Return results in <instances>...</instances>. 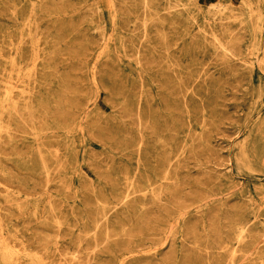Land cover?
Returning <instances> with one entry per match:
<instances>
[{"label":"rangeland","instance_id":"rangeland-1","mask_svg":"<svg viewBox=\"0 0 264 264\" xmlns=\"http://www.w3.org/2000/svg\"><path fill=\"white\" fill-rule=\"evenodd\" d=\"M0 56V264H264V0H0Z\"/></svg>","mask_w":264,"mask_h":264},{"label":"bare ground","instance_id":"bare-ground-1","mask_svg":"<svg viewBox=\"0 0 264 264\" xmlns=\"http://www.w3.org/2000/svg\"><path fill=\"white\" fill-rule=\"evenodd\" d=\"M126 7V6H125ZM100 12V11H99ZM130 13V12H129ZM145 13V12H144ZM230 22H232V21H230ZM242 24V23H241ZM240 24V25H241ZM133 27V26H132ZM134 28V27H133ZM145 33H146V31H145ZM103 38V37H102ZM192 39H193V37H192ZM215 40V39H214ZM3 41H4V39H3ZM230 43V42H229ZM235 45V44H234ZM220 46V45H219ZM227 46H230V44L229 45H227ZM226 48H228V47H226ZM35 52V51H34ZM36 54V53H35ZM228 54H230V53H228ZM98 55H100V54H98ZM1 57V56H0ZM99 60V59H98ZM13 60H11L10 62H12ZM7 62H8V60H7ZM14 62V61H13ZM13 81V80H12ZM11 81V82H12ZM4 85V84H3ZM7 85V84H6ZM8 86V88H9V85H7ZM6 86V87H7ZM11 86V85H10ZM12 87H14V86H12ZM12 87H10L11 89H12ZM16 90H19V89H16ZM15 90V91H16ZM2 92H3V90H1ZM20 91V90H19ZM24 91V90H23ZM9 92V91H8ZM6 93V92H5ZM9 93H12L11 91L9 92ZM21 93V92H20ZM24 93V92H23ZM7 94V93H6ZM22 94V93H21ZM25 94V93H24ZM24 94H22V95H24ZM26 94H28L27 92H26ZM9 95V94H8ZM13 95V94H12ZM29 95V94H28ZM24 97V96H23ZM1 99H3V98H1ZM6 99V98H5ZM140 101V100H139ZM2 102H4V101H2ZM9 102V101H8ZM11 103H13L12 101H11ZM8 104V103H7ZM10 104V103H9ZM25 104V103H24ZM27 104H28V102H27ZM5 105V104H4ZM16 105V104H15ZM17 106V105H16ZM18 108V107H17ZM11 109V108H10ZM23 110H26L27 111V109H23ZM29 110V109H28ZM33 110V109H32ZM32 110H30V111H32ZM6 112V111H5ZM33 112V111H32ZM17 113V112H16ZM23 113V112H22ZM26 113V112H25ZM24 113V114H25ZM32 114V113H31ZM18 115V114H17ZM130 115V114H129ZM133 116V115H132ZM135 117V116H134ZM10 118H11V116H10ZM21 118V117H20ZM82 118V117H81ZM136 118H137V116H136ZM2 119V118H1ZM138 119V118H137ZM9 120H11V119H9ZM202 122H203V120H202ZM1 125V124H0ZM3 126V125H2ZM204 126V125H203ZM1 128V127H0ZM3 131V130H2ZM32 132V131H31ZM176 135V134H175ZM142 144V143H141ZM142 146V145H141ZM52 151V150H51ZM56 153H58V152H56ZM177 160V159H176ZM170 164H172V163H170ZM45 166V165H44ZM171 167H169V169H170ZM46 170V169H45ZM169 174V173H168ZM5 175V174H4ZM48 178V177H47ZM92 182V181H91ZM180 183V182H179ZM150 184V183H149ZM148 184V185H149ZM174 184V183H173ZM95 191V190H94ZM162 194V193H161ZM153 194H151V196H152ZM128 196V195H127ZM146 196V195H145ZM161 198V197H160ZM99 208V207H98ZM107 219V218H106ZM108 220V219H107ZM106 222V221H105ZM108 224V223H107ZM98 225V224H97ZM101 225V224H100ZM127 229V228H126ZM239 230V229H238ZM98 231V229L96 230V232ZM152 232V231H151ZM192 235V234H191ZM47 237V236H46ZM96 238H97V236H96ZM108 239V238H107ZM132 240H133V238H132ZM159 240V239H158ZM44 241V240H43ZM81 244V243H80ZM22 245H23V243H22ZM155 245H157V244H155ZM14 250V249H13ZM43 250V249H42ZM17 252V251H16ZM10 252H8V250L6 251V250H4V251H2L1 253H0V256H1V258L3 259V261L5 262L7 259H8V257H9V254ZM12 255H14V254H12ZM15 255H16V253H15ZM17 256V255H16ZM36 255H34L33 257H35ZM11 257V256H10ZM18 257V256H17ZM32 257V256H31ZM32 257V258H33ZM77 257V256H76ZM234 257V256H233ZM12 258V257H11ZM35 258H38V255H37V257H35ZM67 258V257H66ZM73 258V257H72ZM74 259H75V257H74ZM40 260V259H39ZM77 260V259H76ZM75 261V260H74ZM78 261V260H77ZM76 264V263H75ZM231 264H233V263H231Z\"/></svg>","mask_w":264,"mask_h":264}]
</instances>
